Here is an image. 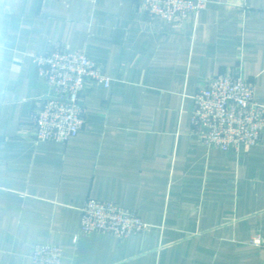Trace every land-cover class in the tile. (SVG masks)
Listing matches in <instances>:
<instances>
[{
  "label": "crops",
  "instance_id": "0c3cea01",
  "mask_svg": "<svg viewBox=\"0 0 264 264\" xmlns=\"http://www.w3.org/2000/svg\"><path fill=\"white\" fill-rule=\"evenodd\" d=\"M83 51L111 83L82 93L84 125L37 140L51 92L34 55ZM242 76L264 104V0H207L168 22L136 0H0V264H264V130L239 152L207 147L192 124L209 79ZM134 209L128 238L82 234L87 198Z\"/></svg>",
  "mask_w": 264,
  "mask_h": 264
},
{
  "label": "built area",
  "instance_id": "2783aa9c",
  "mask_svg": "<svg viewBox=\"0 0 264 264\" xmlns=\"http://www.w3.org/2000/svg\"><path fill=\"white\" fill-rule=\"evenodd\" d=\"M150 15L168 22L196 15L207 0H136ZM38 74L50 86L43 106L33 113L35 138L65 142L77 136L84 125L82 93L92 83L109 86L100 64L83 51L57 48L49 54L34 55ZM192 124L199 139L209 148L222 151L248 149L260 142L264 130V104L255 97L252 81L235 74L215 76L194 96ZM138 212L111 200L87 198L81 208L82 234H108L128 238L147 229ZM251 244L264 247V237ZM62 249L51 243H38L33 264H61Z\"/></svg>",
  "mask_w": 264,
  "mask_h": 264
}]
</instances>
